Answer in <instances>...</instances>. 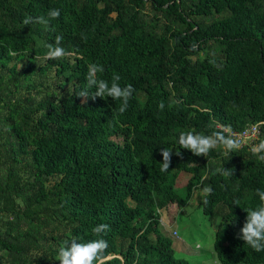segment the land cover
Returning a JSON list of instances; mask_svg holds the SVG:
<instances>
[{"label":"trees","instance_id":"obj_1","mask_svg":"<svg viewBox=\"0 0 264 264\" xmlns=\"http://www.w3.org/2000/svg\"><path fill=\"white\" fill-rule=\"evenodd\" d=\"M52 1L55 2L47 4L45 0H30L24 6V14L10 4L4 5L3 0H0V8L21 22L25 16H46L50 9L59 8L60 17L52 20L48 29L34 23L27 25L28 31L37 36L49 35L46 39L51 42H55L57 35H62V46L67 49L70 46V50L75 47L76 36L80 33L91 37L111 28L113 24L108 22L106 13L115 11L117 21H126L129 25V30L121 34L124 40L122 49L131 53L133 59L124 62L115 58L114 44L101 42L98 36L92 45L86 47L87 52L94 50L91 53L93 58L89 62L76 58L72 71L77 74L80 85L61 99V105L69 109L64 118L70 121L79 118L84 127L76 132L66 122L58 131L62 142L37 158L41 164L37 174L61 173L52 191H40L38 196L42 200L49 194L56 196L58 205H61V218L73 228L88 232L78 241L94 239L92 228L100 223L108 224L109 230L104 235L108 252L118 255L110 257V264H121V261L124 264H188L184 259L173 257L170 241L158 230L156 215L151 210L143 211V206L152 201L158 205L160 195L166 201H183L169 188L177 171L190 173L184 198H187L190 186L203 176L202 182L213 188V194L207 197V204L203 203V195L198 197L197 205L202 214H212L223 201L227 207L225 228L215 230L213 235L212 248L217 264H264V252H255L239 238L247 209L260 203L256 190H264V162L253 154L246 156L239 149L220 156L217 162L196 163V156L190 150L180 148L178 143L180 132L189 129L211 134L216 130L214 121L236 129L234 118L226 114L223 104L238 107L243 116H248L254 123L264 121V0H148L153 8L168 10L172 14L175 24L172 35L182 48L181 56L176 57L179 68L175 70L171 88L178 91L179 81L188 103L184 108L171 102L173 106L169 109H166L169 92L164 77H168L171 68L166 64L156 63L158 65L154 66L146 62L145 58L154 53L153 49L146 44L144 24H137L127 8L111 5L109 0H99L104 4L98 16V11L88 6L98 0H87V9L78 17L71 12V0ZM133 1L140 4L142 0ZM221 12H226L227 16L219 17ZM202 44L216 52V55L208 53L201 65L200 71L205 77L203 86L196 80L182 82L188 64L185 55L194 54L196 46ZM5 52L0 44V64ZM89 63L103 65L105 71L98 73L99 78L110 79L113 73L121 77L119 83L122 87L127 84L134 89L146 87L147 98L141 108L134 109L133 93L127 110L123 114L118 111L115 116L119 123L131 125L128 143L113 146L110 140L104 139L122 129L116 125L114 114L100 97L94 100L89 97L82 104L79 102L81 97L76 96V92L86 85ZM117 101L120 107L121 101ZM161 102L164 103L163 110L159 107ZM201 102L204 106H200ZM186 110L191 114L186 115ZM183 126L189 129L176 130ZM163 148L172 150L169 169L164 172L160 170ZM177 151L181 155H176ZM153 152H157V156H152ZM142 154L148 155V159L142 160ZM216 166L232 170L233 175L217 173ZM241 186L251 190L247 200H242ZM27 196L26 206L30 207L33 194ZM76 199L82 205L74 204ZM126 200H130L132 206L126 205ZM234 201L239 205H234ZM139 213L145 215L141 227L134 224ZM45 216L51 217L48 212ZM133 220L135 222L131 224ZM6 224L9 229H16L19 219L15 216ZM120 229L128 234L129 241L115 240L111 232ZM16 232L1 238L0 243L11 255V261L26 264L27 249L37 245L39 234H35L36 229L33 232L20 228Z\"/></svg>","mask_w":264,"mask_h":264},{"label":"rangeland","instance_id":"obj_2","mask_svg":"<svg viewBox=\"0 0 264 264\" xmlns=\"http://www.w3.org/2000/svg\"><path fill=\"white\" fill-rule=\"evenodd\" d=\"M45 1L47 4L55 2ZM27 2L30 0H3L4 5L10 4L20 14H24L23 10ZM71 2V12L78 17L83 15L88 1L71 0ZM109 2L111 5H123L134 16L137 24H144L146 44L151 45L154 52L145 58L146 62L154 66L166 64V67L171 68V72L167 74L168 77H164L169 92V103L166 109L173 106L171 102L181 104L180 107L185 108L188 100L184 97L183 85L177 81L180 89L173 91L171 88V81L176 76L175 70L179 68L176 57L181 56L182 49L172 35L175 32L172 14L170 15L168 10L160 11L153 8L148 0H142L140 4L133 0H109ZM103 4V1L98 0L88 6L94 7L93 10L98 11L96 14L99 16ZM224 15L227 16L226 12L218 14L219 17ZM106 18L113 25L104 33H96L91 37L80 33L76 36V45L72 46L73 49L70 50V46L68 49L63 46L73 54L71 58L48 60L45 58L47 45L55 44L54 41L46 39L49 35L37 36L30 33L27 25L14 20L5 9L0 8V44L6 51L0 64V239L17 234L16 230L20 228L33 232L36 229L35 234H39L37 245L27 249L26 264H37L38 261H40L39 264H59L56 258L61 244L65 240H79L88 234L85 230L81 232L73 228L61 218L59 212L61 205H58L55 195L49 194L43 200L38 196L40 191L51 192L58 183L61 173L37 174V170L41 168L37 158L62 142V138H58L60 136L58 131L65 126L66 122L70 123L76 132H80L84 127L83 120L79 118L74 117V121H70L63 117L69 109L61 105V99L71 91L77 90V86L80 85L77 74L72 71L73 64L76 58L84 62H89L93 58L94 50L91 52L86 50L88 44L92 45L98 36L101 42L110 41L112 45L114 44L113 56L115 58L124 62L133 59L131 53L122 49L124 40L121 34L129 30L128 23L117 21L115 11H108ZM196 48L194 54L185 55L188 64L186 74L181 79L182 82L196 80L203 86L205 77L203 71H200L201 65L208 53L216 55V52H212L207 44L196 46ZM10 51L15 52L16 55H10ZM112 77L113 73L110 79L106 80L111 83ZM145 88L142 86L135 89L134 109L143 106L147 98ZM82 99L80 98L79 102L84 104ZM101 99L108 110L114 114L116 125L122 129L120 131L117 129L116 135L106 136L104 139L110 140L113 146L122 142L128 143L131 136V125L125 126L117 121L115 116L119 111L118 101L111 97ZM200 104L204 106V102ZM223 108L228 116L234 118L233 122L236 127L233 129L234 133L254 123L248 116H243L238 107L223 104ZM185 113L190 115L191 111L186 110ZM213 124L216 128L221 125L217 121ZM261 124H264V121L257 123L258 132L255 135L242 138L244 144L240 150L246 156H252L251 147L257 141L264 139V126ZM187 128L183 126L176 130ZM74 147L76 148L77 145L75 144ZM224 154L222 148H217L211 150L207 157L195 155L196 163L208 160L217 162ZM152 156H157V152H153ZM141 158L147 160L148 155L142 154ZM217 168L219 166H216L214 170ZM189 176L190 173L177 171L169 186L170 191L183 199L182 202L166 201L160 195L158 205H155L153 201L146 203L143 211L151 210L156 215L158 230L170 241L174 258L184 259L188 264H217L212 248L213 235L215 230L225 228L226 202H220L212 214H202L197 205V199L203 195L202 189L206 186L202 182L203 176L197 183L190 186L188 196L184 198L187 189L185 184ZM241 190L242 200H247L251 194L250 188L241 186ZM28 193L33 194L30 207L26 206ZM74 204L82 205L77 202V199L74 200ZM125 204L132 206L130 200H126ZM45 212H48L51 217H46ZM15 216L19 219V225L15 227L16 229H9L6 223L14 220ZM144 216L139 213L138 221L134 223L133 220L131 224L134 223L135 226L141 227ZM111 234L118 241L130 240L128 234L121 229L113 230ZM110 254V257H118L117 254ZM18 262L11 261V255L2 248L0 243V264H19Z\"/></svg>","mask_w":264,"mask_h":264},{"label":"clouds","instance_id":"obj_3","mask_svg":"<svg viewBox=\"0 0 264 264\" xmlns=\"http://www.w3.org/2000/svg\"><path fill=\"white\" fill-rule=\"evenodd\" d=\"M60 17V9H50L46 16H25L22 25L40 24L45 29L50 27L52 20ZM63 36L57 35L55 44L47 45V52L45 58L48 60H56L63 58H71L72 53L67 51L62 46ZM10 55H16L15 52L10 51ZM105 71L103 65L98 63H90L88 65V72L86 76V85L78 92L76 96L83 98L82 102L86 103L87 99L91 97L93 100L97 97L108 98L121 101L119 112L123 114L128 107L129 100L132 98L135 89L131 84L121 86L119 81L121 77L114 74L111 83L109 81L99 78L98 73ZM90 89H95L94 92H89ZM161 110L164 109V103L159 104ZM180 148L190 150L194 155L206 156L211 150L222 148L225 154L239 151L243 146L244 141L237 136L230 126L219 125L211 134H204L193 130L182 131L178 137ZM251 152L256 158L264 162V139L259 140L251 147ZM163 161L161 162V171H167L171 162L172 150L168 148L161 149ZM176 155H181L179 151ZM216 172L225 175H233V171L225 168H217ZM203 203L207 204V197L213 194V188L204 186L203 189ZM256 195L259 197L260 203L254 207L247 209V216L245 222L240 229L239 238L242 239L252 250L257 253L264 252V190L257 189ZM234 205H239L238 201H234ZM109 225L106 223L97 224L92 228L94 239L86 242L78 241L77 239L65 240L58 249L57 260L59 264H110V256L108 253V241L104 238ZM121 264H124L121 261Z\"/></svg>","mask_w":264,"mask_h":264},{"label":"built area","instance_id":"obj_4","mask_svg":"<svg viewBox=\"0 0 264 264\" xmlns=\"http://www.w3.org/2000/svg\"><path fill=\"white\" fill-rule=\"evenodd\" d=\"M257 123H253L248 125L245 129H243L240 132H236L235 134L241 138H247L250 136L255 135L258 131H257ZM173 234H176L175 232H173Z\"/></svg>","mask_w":264,"mask_h":264}]
</instances>
